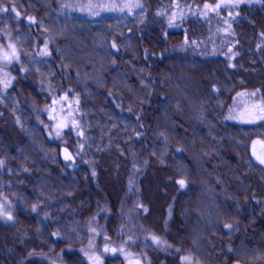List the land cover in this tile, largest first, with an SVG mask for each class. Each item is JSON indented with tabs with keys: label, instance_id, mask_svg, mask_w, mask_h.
Wrapping results in <instances>:
<instances>
[{
	"label": "trees",
	"instance_id": "1",
	"mask_svg": "<svg viewBox=\"0 0 264 264\" xmlns=\"http://www.w3.org/2000/svg\"><path fill=\"white\" fill-rule=\"evenodd\" d=\"M218 1L0 0L17 50L0 81V264H91V224L117 238L121 209L149 264H264V119L227 117L238 93L264 96V0L171 19ZM58 102L80 138L53 136L39 107Z\"/></svg>",
	"mask_w": 264,
	"mask_h": 264
},
{
	"label": "rangeland",
	"instance_id": "2",
	"mask_svg": "<svg viewBox=\"0 0 264 264\" xmlns=\"http://www.w3.org/2000/svg\"><path fill=\"white\" fill-rule=\"evenodd\" d=\"M249 1L251 0H219L207 8L205 7L206 4H177L171 10V19L175 22L177 19L181 20L184 17L189 18L194 15H199L200 17H209L212 15V17L215 16L217 19L223 20V17L228 18L232 16L239 5ZM217 4L220 5L219 8L216 7ZM224 20L226 23L224 21L225 26L220 28L221 33L228 32V27H226L228 23L226 19ZM181 49L190 51L189 42H185ZM16 58L17 50L13 44L6 43V45H2L0 43V81L2 83L7 81L9 69ZM228 61L233 66L234 58L230 57ZM39 109L41 112L48 114L50 119L53 120V136L57 139H60L64 132H70L72 136L76 137L81 136V132L77 130V120H75L78 115L76 108L58 102L51 106H41ZM227 117L231 122L242 125L254 124L263 120L264 96L259 90L238 93L234 98L232 106L228 110ZM81 145L79 146L81 147ZM253 155L261 162L264 160V148L256 147L253 150ZM72 156H70V159H67L69 162L72 160ZM135 219V212L127 209L120 210L118 225L115 231L117 238L108 236L104 231L103 225H99L96 222L91 224L90 243L86 250L88 261L91 264H100L101 258L104 255H120L125 259V264H149L146 259L142 258L133 249L137 232Z\"/></svg>",
	"mask_w": 264,
	"mask_h": 264
},
{
	"label": "snow or ice",
	"instance_id": "3",
	"mask_svg": "<svg viewBox=\"0 0 264 264\" xmlns=\"http://www.w3.org/2000/svg\"><path fill=\"white\" fill-rule=\"evenodd\" d=\"M125 7H127L129 9V11H131V9L133 7H135V8H141L142 6L139 3H135V4H126ZM205 7L207 8V7H209V5H205ZM216 7L219 8L220 5L217 4ZM8 11L15 12L16 10H15L14 7H11V8L10 7H0V12H8ZM16 15L19 16L20 14L18 12H16ZM29 19L31 20L32 18H29ZM5 87H7V84H5ZM65 158L66 159H70L71 157L70 156H66ZM0 163H2V162H0ZM261 163H264V160H262ZM178 184L181 187H183L184 184H185V181L184 180H180V181H178ZM33 210H35V206L33 207ZM145 211H146V209H145ZM3 215L7 216L8 219H11L10 214L3 213ZM226 227H231V225H226ZM154 239H155V237H154ZM105 251H107V249H105ZM185 259H188V258H185Z\"/></svg>",
	"mask_w": 264,
	"mask_h": 264
}]
</instances>
